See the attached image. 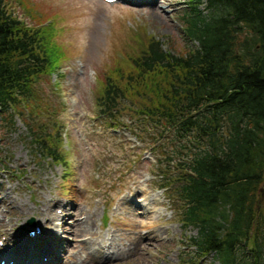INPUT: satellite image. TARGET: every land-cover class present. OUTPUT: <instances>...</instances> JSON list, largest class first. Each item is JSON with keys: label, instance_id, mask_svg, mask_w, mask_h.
<instances>
[{"label": "trees", "instance_id": "16d2710c", "mask_svg": "<svg viewBox=\"0 0 264 264\" xmlns=\"http://www.w3.org/2000/svg\"><path fill=\"white\" fill-rule=\"evenodd\" d=\"M185 4L179 19L189 50L174 56L147 36L105 78L98 112L115 127L127 117L140 139L152 130L159 190L197 230V251L218 264H264V0ZM7 8L0 0V112L23 122L43 160L65 164L55 111L43 104L50 133L21 110L39 108L35 81L57 72L59 52L49 34Z\"/></svg>", "mask_w": 264, "mask_h": 264}, {"label": "rangeland", "instance_id": "374dc122", "mask_svg": "<svg viewBox=\"0 0 264 264\" xmlns=\"http://www.w3.org/2000/svg\"><path fill=\"white\" fill-rule=\"evenodd\" d=\"M142 1L138 4L133 0H117L108 4L103 0H6L12 15L25 22V26H35L49 34L59 52L57 72L42 75L35 81L33 90L41 101L39 108L32 115L21 110L27 117L26 122L42 126L50 133L48 112L44 113L43 104H48L55 111L56 115L50 119L58 123L55 132L61 137L59 149L65 166H54L49 160H43L27 139L23 122L15 117L10 123L12 112L8 111L6 115L0 112V183L7 189L16 187L13 197L21 196L28 206L35 200H41L52 208L58 224L57 228H50L52 231L44 228L36 218L27 217V226L22 230L31 232L28 223L33 219L35 226L48 234L33 238L32 245L44 241L51 245L56 241L58 248L55 252L62 255L64 243L69 246L73 243L72 238L60 228L71 224L70 216L63 219L64 213L70 209L78 211V215L81 210L95 212L94 231L104 235L114 227L134 225L138 216L137 212L131 211L138 205L142 208L141 214L148 210L154 220L161 214L166 227L175 233V241L180 239L181 229L186 228L189 232L191 237L183 231L182 245L178 255L172 259L173 264H218L212 256L201 257L195 253L192 245L198 238L197 230L180 222L176 203L158 190L164 182L157 176L158 149L153 146L154 139L148 137L152 130L147 132L145 139H140L130 129L135 126L127 117H123L120 125L115 127L114 122L98 112L97 97L105 78L113 70H123L127 59L143 48L147 36L158 40L163 49L174 56L189 50L179 19L186 0ZM154 1L157 3L153 8L158 7L160 14L155 23L148 14L152 8L148 4ZM34 16L40 18L39 22L34 20ZM18 191L22 194H17ZM55 201L59 203L54 205ZM153 201L162 202L166 209L155 207ZM3 216L5 223L10 219L13 221L8 233L0 234V243L5 239L13 240L19 232L18 224L23 222L15 215H8L7 210ZM81 219L78 216V220ZM153 227L157 228L156 225ZM146 231L145 227L139 233L145 234ZM120 232L128 234L127 231ZM91 240L89 235H84L78 242ZM4 249L6 253L12 251L9 245ZM158 249L167 253L166 258H172L178 246L169 240ZM156 254L157 251L152 252L153 257ZM84 256L85 253L77 247L67 254L64 262L94 264L82 262ZM164 259L158 258L157 264H164Z\"/></svg>", "mask_w": 264, "mask_h": 264}, {"label": "bare ground", "instance_id": "6f19581e", "mask_svg": "<svg viewBox=\"0 0 264 264\" xmlns=\"http://www.w3.org/2000/svg\"><path fill=\"white\" fill-rule=\"evenodd\" d=\"M150 1V0H146ZM134 3H142V0H133ZM156 1L148 4L152 6L149 11V18L153 23L160 18L158 7L153 8L156 5ZM145 4V2L143 3ZM0 143H2L0 141ZM1 179V177H0ZM17 191L16 187L5 188L3 183H0V234L6 235L8 227L11 225L13 219H10L7 223L4 222L3 212L7 210L8 215H15L16 219L23 221L18 224L19 232L15 235L13 240L4 241V247L9 245L12 249L11 252H5V249L0 250V262L4 261L5 264H25V261H28V264H65L64 260L67 257V254L79 247L84 253V259L82 262H89L94 264H157L158 258H165L164 264H173L172 259L178 255L179 247L182 245L181 240H183L184 232L185 235L191 237L187 229H181L180 239L175 241L174 234L166 227V222L163 219V216L159 214L155 220L153 219L152 212L146 210L143 214L140 212L142 208L138 205L134 206L132 213L137 212L138 217L134 220V225L125 226L120 225L119 227H114L113 231L108 232L104 235L97 234L94 231V223L96 219V213L89 210H81L78 215V211L75 212V209L68 210V213H64V217L70 216L68 219L72 221L70 225H62L60 228L63 233L68 234L73 243L69 244L64 243L62 247V255L56 253L58 248V242L54 241L49 245V241H44L42 243L32 245V239L27 233L24 226H27L28 220L27 217H34L36 220L43 224L44 228H48L49 231H52L50 228H57L56 217L53 214L52 208L47 204L44 205V202L41 200H35L33 205L28 206L27 203L23 201L21 196L17 198L13 197V193ZM35 192V190H34ZM39 191H37V194ZM19 195L22 193L18 191ZM137 195V193H134ZM144 195H141L143 197ZM59 201H55V204H58ZM89 204V203H88ZM155 207H163L166 209L165 205L162 202L153 201L152 203ZM62 212H60L61 214ZM78 216H81L82 219L79 221ZM31 230L35 229V221L29 220ZM156 225L157 228L153 227ZM148 226V227H147ZM29 227V228H30ZM146 233H139L140 230L145 229ZM42 235H48L43 232ZM122 231H127L128 234L121 233ZM184 231V232H183ZM84 235H89L91 241L82 243L78 242V239ZM174 242L178 246V250L173 253L172 258L167 257V253H161L159 247L163 246L168 241ZM11 244V245H10ZM195 253H198L201 257H204L196 249ZM157 251V254L153 257L152 252ZM16 253V255L14 254ZM60 255V257H59ZM46 257V258H45ZM46 259V260H44ZM188 264V263H186Z\"/></svg>", "mask_w": 264, "mask_h": 264}, {"label": "water", "instance_id": "95a60500", "mask_svg": "<svg viewBox=\"0 0 264 264\" xmlns=\"http://www.w3.org/2000/svg\"><path fill=\"white\" fill-rule=\"evenodd\" d=\"M261 192H263V191H261Z\"/></svg>", "mask_w": 264, "mask_h": 264}]
</instances>
